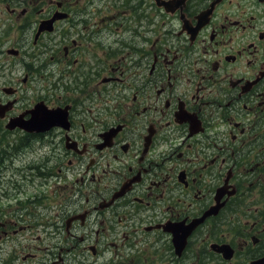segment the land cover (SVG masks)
Wrapping results in <instances>:
<instances>
[{
	"label": "flooded vegetation",
	"instance_id": "1",
	"mask_svg": "<svg viewBox=\"0 0 264 264\" xmlns=\"http://www.w3.org/2000/svg\"><path fill=\"white\" fill-rule=\"evenodd\" d=\"M1 200L86 264H264V0H0Z\"/></svg>",
	"mask_w": 264,
	"mask_h": 264
},
{
	"label": "rangeland",
	"instance_id": "2",
	"mask_svg": "<svg viewBox=\"0 0 264 264\" xmlns=\"http://www.w3.org/2000/svg\"><path fill=\"white\" fill-rule=\"evenodd\" d=\"M85 189L82 188V191ZM5 203V200H1L0 208ZM20 225L24 228L14 234L8 233L7 237L0 234V264H42L54 259L57 253L63 258V264H75V261L80 259L84 260L82 264L105 261L102 255L97 258L88 253L86 257L85 253L79 254L83 244L94 242L95 237L86 229L82 233L87 238L85 243H76L72 238H57L40 231L35 232L27 222ZM104 241V237L98 236L99 248L103 247Z\"/></svg>",
	"mask_w": 264,
	"mask_h": 264
},
{
	"label": "water",
	"instance_id": "3",
	"mask_svg": "<svg viewBox=\"0 0 264 264\" xmlns=\"http://www.w3.org/2000/svg\"><path fill=\"white\" fill-rule=\"evenodd\" d=\"M34 130H43L44 128L43 127H35L33 128ZM28 130V129H27ZM30 130V129H29Z\"/></svg>",
	"mask_w": 264,
	"mask_h": 264
}]
</instances>
